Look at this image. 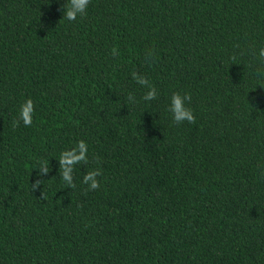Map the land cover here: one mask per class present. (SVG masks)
<instances>
[{
    "label": "trees",
    "instance_id": "1",
    "mask_svg": "<svg viewBox=\"0 0 264 264\" xmlns=\"http://www.w3.org/2000/svg\"><path fill=\"white\" fill-rule=\"evenodd\" d=\"M64 2L0 0V264H264V0H91L73 22Z\"/></svg>",
    "mask_w": 264,
    "mask_h": 264
},
{
    "label": "clouds",
    "instance_id": "2",
    "mask_svg": "<svg viewBox=\"0 0 264 264\" xmlns=\"http://www.w3.org/2000/svg\"><path fill=\"white\" fill-rule=\"evenodd\" d=\"M91 0H65L61 6L62 14L64 19L67 21L73 22L76 21L78 17H83L87 14ZM112 55H119V49L115 46L111 49ZM258 58L262 63H264V47H261L257 53ZM146 62L151 61L152 53L149 50L146 53ZM235 60V57H232ZM264 74V73H262ZM132 78L141 86L147 88L143 99L146 102H151L157 99L159 93L156 87L151 84V82L143 75L138 74L137 72L132 73ZM127 100L129 103H136L134 95L131 93L128 95ZM191 101V95L185 92L181 95L178 92H174L170 97V103L168 110L172 114V120L175 124L179 125L183 122H188L194 124L196 122V117L192 109L186 106L187 102ZM35 111L34 103L31 99H26L20 106L19 118L13 120L12 126L18 127L22 122L25 127H31L33 122V114ZM88 146L84 140H80L77 144L70 148L62 151L60 153L58 164L60 170V176L62 177L66 187L75 188L76 184L74 183L73 173L77 165L87 164L88 163ZM97 162L98 159H97ZM39 173L37 179L31 182L32 191H40L41 178L46 176L50 171L49 164L46 161H41L39 168L36 169ZM102 175V172L99 168L88 171L82 177V183L86 185L85 192L95 191L100 188V181L98 177ZM42 195V193H41Z\"/></svg>",
    "mask_w": 264,
    "mask_h": 264
}]
</instances>
